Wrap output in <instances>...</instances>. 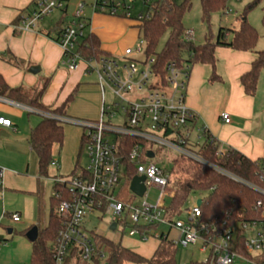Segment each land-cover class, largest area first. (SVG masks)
Here are the masks:
<instances>
[{
  "label": "built area",
  "instance_id": "1",
  "mask_svg": "<svg viewBox=\"0 0 264 264\" xmlns=\"http://www.w3.org/2000/svg\"><path fill=\"white\" fill-rule=\"evenodd\" d=\"M66 1L37 0L32 7L21 13L14 28L19 32L37 30L46 16L66 8ZM142 1L143 6L139 9L137 0H79L69 23L55 40L64 50L68 67L76 68L84 60L88 70L96 72L102 96L101 115L97 120L70 116L60 118L64 123L81 127L88 164L74 176L57 179L66 182L70 195L59 203L64 224L53 244L56 261L64 264L73 241L79 244L83 259L89 260L94 251L90 232L104 233L98 230L85 231L84 222L91 214L108 213L111 217L108 230L116 231L127 225L128 235L141 240L151 237L169 239L170 230H178L180 237L177 242L170 240L183 246L200 242V250L209 252L205 260L209 264H234L235 259L244 264H264V164L261 166L259 181L252 182L210 163L192 148V142L201 141L207 132L204 125L198 124V114L186 103L192 65L186 63L180 66L172 60L164 65L162 74L155 66V56L143 59L134 56L135 52H140V47L126 46L120 57L101 54L86 58L78 51L79 42L90 31L87 8L94 13L131 19L139 27L145 19L151 17L153 6L164 0ZM186 36L192 39V30L187 29ZM108 86L113 97L109 102L105 94ZM22 106L27 111L38 112L31 106ZM44 115L52 116L48 113ZM116 116H119L118 121H115ZM221 118L227 123L231 120L228 112L222 113ZM12 126L11 119L0 117V133L5 127ZM132 138L147 143V159H141L144 150L142 143L127 147V139ZM154 147L169 148L177 155L208 165L244 184L256 192L258 197L249 211L240 214V218H237L233 210L206 217L203 203L207 197L201 198L200 205L196 201L191 207H183L178 214L172 215L169 206L164 203L166 197L172 199L175 194L172 175L155 162L147 163V160L156 156ZM150 152L154 153L152 158L149 157ZM224 153L225 150L219 148L217 154ZM125 157H129L136 166V175H129ZM56 164V160L52 162V165ZM122 169L125 170L124 174ZM4 173L5 169L0 167V182ZM137 175L145 177V192L142 196L130 189L131 180ZM153 187L161 190L154 204L146 199ZM129 193L143 198L142 202L131 203L128 200ZM182 213L187 215L186 219L180 217ZM9 215L14 221L20 220L18 212ZM114 222L116 228L113 230L111 225ZM165 223L169 225L168 232L165 233L163 229L158 231ZM1 244L0 237V248Z\"/></svg>",
  "mask_w": 264,
  "mask_h": 264
},
{
  "label": "crops",
  "instance_id": "2",
  "mask_svg": "<svg viewBox=\"0 0 264 264\" xmlns=\"http://www.w3.org/2000/svg\"><path fill=\"white\" fill-rule=\"evenodd\" d=\"M33 1L0 0V73L13 87L39 86L44 78L49 77V85L42 96V102L45 105L57 106L73 93V98L67 107V115L97 120L101 115L102 107L97 74L88 70L84 60L80 61L76 68L66 65L63 48L44 33L53 27V23H44L43 19L37 30L19 32L14 28V25L19 22L21 13L32 7ZM71 14H68L69 19ZM87 14L90 17V31L97 35L102 49L108 54L120 57L123 50L106 48V37H115L127 28L130 31L135 29L139 33L137 24L133 20L130 22L131 19L94 13L91 9H87ZM215 53L219 78L211 79L213 72L211 64H194L187 86L186 103L198 114V124L204 125L222 145L221 149L233 147L253 160L264 162V136L261 135L259 119L261 111L257 110L255 94L246 93L240 81L241 76L251 69L257 52L217 46ZM12 57L17 58L20 61L19 64L11 63L9 58ZM32 65H38L40 70L37 73L30 72L28 69ZM92 76H95L96 81L89 83L87 80ZM99 92L100 110L97 108ZM88 93L91 94V98L88 97ZM25 111L27 110L22 104L0 97V117L5 116L11 119L8 114H12L15 116L14 119L19 121ZM224 112L230 114L231 120L228 123L221 118ZM11 121L13 126L5 127L0 133V165H3L5 169L0 182V237L2 239L0 264H27L32 253V241L26 234L13 231L26 230L27 233L34 226L41 228L43 210L38 157L28 141L31 129L40 121L33 123L27 134L20 133L18 124L13 122V119ZM30 151L36 156L35 163L27 164L25 168H22L21 157ZM56 162V165L51 166L55 180L71 174L76 165L72 155L67 151L61 155V158L56 159ZM13 212L20 214L19 221H14L10 217L9 214ZM3 213L6 215L3 216ZM14 224H18V228H15ZM107 237L114 239L111 236ZM119 240L123 244L122 239ZM127 240L129 244H123L124 246L148 258L154 254L160 243L157 238L141 240L129 236Z\"/></svg>",
  "mask_w": 264,
  "mask_h": 264
},
{
  "label": "trees",
  "instance_id": "3",
  "mask_svg": "<svg viewBox=\"0 0 264 264\" xmlns=\"http://www.w3.org/2000/svg\"><path fill=\"white\" fill-rule=\"evenodd\" d=\"M37 0L33 1V5ZM203 18H208L211 12L224 10L227 0H200ZM256 4L251 2L247 8L250 9ZM191 0H164L153 6L152 15L138 27L139 31L147 40V57L155 56V66L164 73L163 67L169 61H176L180 66L190 63H208L212 65L213 72L211 79L219 78L216 71L217 46L230 47L237 50H249L257 52V57L252 62V67L244 73L241 84L246 93L254 95L257 89L261 71L264 70V49L256 50L259 38L258 32L247 20L244 14L241 18L239 28H221L216 40L207 39L202 44H196L186 36L187 28L183 24L185 12L190 9ZM59 20L44 33L50 38L57 40L69 23L67 6L62 9ZM232 33L231 38L228 34ZM167 35L163 48L157 52L160 39ZM78 51L86 58L98 57L106 53L100 39L87 31L86 35L78 44ZM109 55V54H108ZM14 64H19L15 57L9 58ZM50 78H44L41 85L28 87L25 85L10 86L4 76L0 73V97L7 98L19 104L32 106L42 115V120L31 129L28 141L32 150L38 157V170L40 176L48 175V168L56 159L53 157V149H59L64 141V126L61 117L67 115V107L73 93L67 99L57 105L48 106L42 102V96L47 89ZM45 113L52 116H46ZM127 147L134 143L143 144L144 150L141 159H147L148 145L146 142L137 139H127ZM192 148L210 163L224 168L235 175L252 182L259 181V173L263 162L253 160L239 150L228 147L224 155H218L220 148L218 140L207 130L205 137L199 142H192ZM85 150L84 139L82 138L79 155ZM173 167L169 171L172 175L175 194L171 199L169 212L172 215L178 214L185 206L188 197L195 191L212 190L203 203L204 214L210 217L224 211L233 210L237 218L243 211H249L251 204L256 200L258 194L244 184L234 181L227 176L214 170L212 167L187 158L181 155L173 156ZM129 167V175L137 174V168L129 157H125ZM84 167L78 163V157L74 170L65 177L74 176ZM129 182V180H128ZM54 192L51 196L49 222L47 227L39 228L38 237L32 242V253L27 264H58L53 250L60 231L63 228V217L59 211V203L69 198V190L66 182L55 180ZM14 233L26 234V230ZM94 251L89 260L83 259L81 249L76 241L69 247V252L64 264H177L176 245L172 240L163 237L151 257H145L133 249L126 247L120 240H114L105 235L90 232ZM103 254V257H102ZM190 264H209L208 261H191Z\"/></svg>",
  "mask_w": 264,
  "mask_h": 264
},
{
  "label": "rangeland",
  "instance_id": "4",
  "mask_svg": "<svg viewBox=\"0 0 264 264\" xmlns=\"http://www.w3.org/2000/svg\"><path fill=\"white\" fill-rule=\"evenodd\" d=\"M91 1V0H87ZM182 1V0H178ZM256 1V4L248 9L247 6ZM79 2V0H67V7H68V14H71L74 11L75 4ZM143 6L142 0H137V7L141 9ZM88 9V8H87ZM246 15L248 22L256 28L259 38L256 44V50H263L264 49V0H227L226 8L224 10H217L210 13L208 18H203L201 2L200 0H191V7L188 9L183 17V24L185 28L192 30V40L196 44L204 43L208 38L212 40H216V37L221 28H232L236 29L239 28L241 24V18L243 15ZM61 16V12L56 10L53 11L50 15L44 18V23H53V25L59 20ZM130 22L132 20H129ZM232 33L228 34V37L231 38ZM167 39V35H164L157 46L156 51L159 52ZM140 40L142 41L140 43ZM106 48H110V50H115L119 48V50H123L126 45L133 46L134 48L140 47V52H135L134 56L136 58H145L148 51H147V40L144 38L142 33H138L135 29L131 31L127 28L119 33L115 37H106ZM114 43V45H113ZM112 44V45H111ZM89 83H93L96 81L95 76L90 77L87 80ZM106 99L107 101H112V92L111 88L108 86L106 88ZM99 105H97L98 110H100L101 106V99H100V92L98 93ZM88 97L91 98V94L88 93ZM255 97L257 100V110L261 111L259 114L260 119V126H261V135L264 136V70L261 71L257 89L255 92ZM89 98V99H90ZM94 99V98H92ZM32 107V106H31ZM8 116L13 119V122L18 124V130L20 133H29L33 123H38L41 120V115L38 112H31L28 113L27 111L24 112L23 116H20V120L17 121L14 119L15 116L12 114H8ZM5 117V116H4ZM119 120V116L115 117V121ZM195 132H197L195 130ZM196 135V133H193ZM64 142L63 146L59 149L55 147L53 149V157L54 159L61 158V155L66 153V151L72 155L73 162L77 161L82 167H86L88 164V157L87 153L84 150L81 155L78 156L80 151V145L82 141V130L81 127L71 123H65L64 126ZM78 139V142H77ZM222 147V145H220ZM156 152V156L148 162H155L162 168L167 169L170 171L173 167V156L177 155V153L169 148L163 147H154ZM35 154L33 152H28L21 157V166L22 168L26 167V165H32L35 163ZM147 163L145 165H147ZM264 164V162H263ZM3 167V165H0ZM53 167L49 166L48 168V175L47 176H39L40 177V187H41V204H42V214H41V222L40 227L45 228L49 222V211H50V203H51V196L54 192V182L55 178L52 175ZM123 170V174L125 170ZM54 173V172H53ZM29 182V180L27 181ZM129 191V188H127ZM211 189L207 191H195L190 194L188 197L187 202L185 203L184 208L191 207L197 201L198 198H206L210 193ZM161 190L159 188L153 187L147 194L146 199L150 203H156ZM128 200L133 203L137 204L142 202L143 198L137 197L132 195L131 193L128 194ZM166 206H170L171 198L166 197L164 201ZM183 219H186L187 215L182 213L180 216ZM178 218V217H176ZM111 217L108 213H95L91 214L87 217L84 222L83 229L87 232L90 230H98L103 232L107 236H111L116 240L122 239L123 244H129L127 238L128 235V226L125 225L123 228H120L116 231L108 230L107 225L110 222ZM15 228H18V224H14ZM164 230L165 233L169 230L168 224H162L158 231ZM169 239H173L177 242L179 239V231L176 229H171L169 232ZM153 238V237H151ZM177 251H176V259L177 264H190L191 261H205L209 257V252H202L200 250L201 243L198 242L196 244H190L188 246L178 245L175 243ZM234 264H244L238 259L234 260Z\"/></svg>",
  "mask_w": 264,
  "mask_h": 264
},
{
  "label": "water",
  "instance_id": "5",
  "mask_svg": "<svg viewBox=\"0 0 264 264\" xmlns=\"http://www.w3.org/2000/svg\"><path fill=\"white\" fill-rule=\"evenodd\" d=\"M28 70L32 73H37L40 70V67L38 65H32L31 67H29ZM153 156H154V153L150 152L149 157L152 158ZM144 180H145V177L143 175L141 176L137 175L131 180V183H130V189L134 193L138 194L139 196H142L145 192ZM197 203L200 205L202 203V199L198 198ZM111 228L113 230L116 228V222H114L111 225ZM38 233H39L38 226H34L26 233V236L30 241L33 242L37 239Z\"/></svg>",
  "mask_w": 264,
  "mask_h": 264
}]
</instances>
